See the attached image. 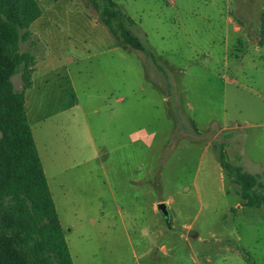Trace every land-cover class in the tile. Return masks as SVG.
Instances as JSON below:
<instances>
[{"label": "rangeland", "instance_id": "obj_1", "mask_svg": "<svg viewBox=\"0 0 264 264\" xmlns=\"http://www.w3.org/2000/svg\"><path fill=\"white\" fill-rule=\"evenodd\" d=\"M36 1L26 116L73 264H264V207L218 159L264 185V0H113L153 60L88 0Z\"/></svg>", "mask_w": 264, "mask_h": 264}, {"label": "trees", "instance_id": "obj_2", "mask_svg": "<svg viewBox=\"0 0 264 264\" xmlns=\"http://www.w3.org/2000/svg\"><path fill=\"white\" fill-rule=\"evenodd\" d=\"M57 2L58 0H50ZM100 22L122 46L152 53L127 27L113 0H88ZM36 0H0V264H73L26 116L24 91L31 86L34 57L20 51L40 16ZM258 45L264 46V11ZM20 73L22 91L12 77ZM219 166L247 207H264L261 176L245 173L218 155Z\"/></svg>", "mask_w": 264, "mask_h": 264}, {"label": "crops", "instance_id": "obj_3", "mask_svg": "<svg viewBox=\"0 0 264 264\" xmlns=\"http://www.w3.org/2000/svg\"><path fill=\"white\" fill-rule=\"evenodd\" d=\"M49 12H51V11H40V16L35 20V22L29 27V30H28L29 33H30V39H31V37H32V39L35 38V40L37 41L36 44L37 45L40 44L42 48H43V46H42L43 45L42 39L43 40L46 39V36L44 37L42 33L43 32H46V29H47L48 25L51 24V22H52L49 18L46 19V17L49 16V14H48ZM262 12H261V14H262ZM261 14H260V16H261ZM54 23H55V21H54ZM36 30H38L39 33ZM237 30H238V27H235V31H237ZM259 31H260L259 27H257L254 30L253 29H250L249 30L250 34H247L246 35V38L248 40L250 39V42L251 43H253V44L256 43L257 44L258 43V37H259ZM23 43H25V42H23ZM256 50L259 51L260 50V47L259 46H256ZM20 51L21 52H28V53H30L34 57V61L35 62H34V65L32 67V70H31V85H32V80H33L34 76H37V74L41 70V65L39 64V61L41 59L43 60L42 55H41V52L42 51L40 53L38 52V54L35 53V51H33V50H30V51H27V50L26 51H22L20 49Z\"/></svg>", "mask_w": 264, "mask_h": 264}, {"label": "water", "instance_id": "obj_4", "mask_svg": "<svg viewBox=\"0 0 264 264\" xmlns=\"http://www.w3.org/2000/svg\"><path fill=\"white\" fill-rule=\"evenodd\" d=\"M157 210L162 214L165 219L169 218V212L165 204L157 205Z\"/></svg>", "mask_w": 264, "mask_h": 264}, {"label": "flooded vegetation", "instance_id": "obj_5", "mask_svg": "<svg viewBox=\"0 0 264 264\" xmlns=\"http://www.w3.org/2000/svg\"><path fill=\"white\" fill-rule=\"evenodd\" d=\"M164 221L168 224L169 223V218H167V219L164 218Z\"/></svg>", "mask_w": 264, "mask_h": 264}]
</instances>
